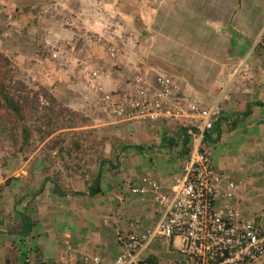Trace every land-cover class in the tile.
Here are the masks:
<instances>
[{
	"label": "crops",
	"instance_id": "crops-1",
	"mask_svg": "<svg viewBox=\"0 0 264 264\" xmlns=\"http://www.w3.org/2000/svg\"><path fill=\"white\" fill-rule=\"evenodd\" d=\"M202 1H162L170 10V37L147 29L163 12L142 15L147 22L137 29L150 32L146 50L158 53L157 62L147 55L152 72L170 77L187 104L222 109L206 137L213 165L223 186L234 182L239 187L235 205L242 216L264 232V0L263 5H256L258 0H206L209 5L201 7ZM180 127L176 122L119 125L116 131L123 138L117 161L108 156L101 192L94 196L91 187L80 183L72 190L68 184L67 190L56 189L53 178L37 172L13 180L0 193V264H65L71 250L78 261L98 255L104 264H113L123 251L118 230L138 223L144 231L159 218L143 179L149 176L164 192L170 189L181 172ZM168 136L179 145L169 148ZM149 259L152 264L182 260L175 243L171 248L159 241ZM255 264H264V257Z\"/></svg>",
	"mask_w": 264,
	"mask_h": 264
},
{
	"label": "rangeland",
	"instance_id": "rangeland-1",
	"mask_svg": "<svg viewBox=\"0 0 264 264\" xmlns=\"http://www.w3.org/2000/svg\"><path fill=\"white\" fill-rule=\"evenodd\" d=\"M162 1L0 0V53L15 66L17 79L39 97L37 101L30 91L26 94L36 101L34 116L23 117L27 121L16 115L0 117V193L13 180L34 177L35 172L50 176L61 189L80 183L89 190L102 162L105 171L108 156L117 161L123 137L99 98L125 86L134 74H156L147 55L157 62L158 53L148 52L146 45L148 30L170 37V10ZM200 5L209 4L203 0ZM152 11L163 14L142 33L137 25ZM69 120L76 128L67 129ZM50 122L55 133L41 140L36 129H46ZM25 128L32 131L27 142ZM76 142L83 147L76 148ZM159 161L167 165V160Z\"/></svg>",
	"mask_w": 264,
	"mask_h": 264
},
{
	"label": "built area",
	"instance_id": "built-area-1",
	"mask_svg": "<svg viewBox=\"0 0 264 264\" xmlns=\"http://www.w3.org/2000/svg\"><path fill=\"white\" fill-rule=\"evenodd\" d=\"M260 43L264 46V40ZM124 82L125 86L99 98L98 104L112 125L176 122L185 130L189 143L178 157L181 172L173 178L170 189L164 192L149 177L143 179L159 218L144 231H139L138 223L127 232L118 230L116 239L123 251L113 264H150L149 251L157 241L177 245L182 260L176 264H255L262 259L264 232L236 207L239 187L234 182L223 186V176L213 165L206 143V134L223 116L222 109L187 104L167 75L134 74ZM133 193L140 190L133 189ZM71 251L65 264H104L98 255L78 261ZM28 264L48 263L35 260Z\"/></svg>",
	"mask_w": 264,
	"mask_h": 264
},
{
	"label": "trees",
	"instance_id": "trees-1",
	"mask_svg": "<svg viewBox=\"0 0 264 264\" xmlns=\"http://www.w3.org/2000/svg\"><path fill=\"white\" fill-rule=\"evenodd\" d=\"M28 91L33 93V96L37 101H39L38 93L33 92L29 90V88L20 80L17 79V76L15 74V66L13 63L5 56L4 54L0 53V111L2 112L0 117L8 116V115H16L20 117V120L27 121V118H23L25 115L34 116L36 112H34L36 109V101H30V97L28 94ZM44 97L48 98L50 95L48 93L43 95ZM52 101L56 103V100L52 98ZM4 112L6 114H4ZM249 113L246 112L244 116H247ZM72 125H75L74 122L69 120V124H66L67 129H74L76 127H73ZM62 126V125H61ZM53 124L52 122L45 124V128L39 127L36 130L41 133V140H44L47 136H51L53 133L52 130ZM65 129V128H63ZM58 130V127H57ZM56 131V130H55ZM24 142H27L32 136V131L28 128H25L24 130ZM179 136H181V142H182V150H186L189 140L187 136L185 135V130H183V133H181ZM207 137V134H206ZM76 139V138H75ZM77 141L74 140L73 143ZM86 141V140H85ZM165 142L167 143L169 148L177 147L179 144L174 140V138L170 139V136L166 138ZM72 143V144H73ZM77 148L82 146L80 142H76L74 144ZM83 147V146H82ZM62 151H64V148H61ZM183 154V153H181ZM105 161L102 162L100 165V170L96 174L94 178L93 187L90 188V195L94 196L101 192L100 188V181L102 177V171ZM107 163V162H106ZM56 182V181H55ZM56 189H59V184L56 183ZM47 263V262H46ZM49 264V263H48Z\"/></svg>",
	"mask_w": 264,
	"mask_h": 264
},
{
	"label": "clouds",
	"instance_id": "clouds-1",
	"mask_svg": "<svg viewBox=\"0 0 264 264\" xmlns=\"http://www.w3.org/2000/svg\"><path fill=\"white\" fill-rule=\"evenodd\" d=\"M264 40V39H263ZM156 74H158V73H156ZM165 75V74H164ZM181 94H182V92H181ZM148 187V186H147ZM150 191V190H149ZM133 192V191H132ZM135 194V193H134ZM138 194V193H137ZM153 196V195H152ZM156 212V211H155ZM157 213V212H156ZM155 223H157V222H155ZM155 223H154V225H155ZM153 225V226H154ZM152 226V227H153ZM152 227H150V228H152ZM120 230V229H119ZM122 231H124V230H122ZM128 231V230H127ZM127 231H125V232H127ZM161 243V242H160ZM162 244V243H161ZM163 245H166V246H171V248H173V246H174V243H172V244H169V243H167L166 242V244H163ZM153 246H154V244H153ZM153 246H152V248H153ZM161 246V245H160ZM177 246V245H176ZM162 247V246H161ZM177 250H178V247H177ZM179 253V252H178ZM180 255V254H179ZM181 257V256H180ZM32 261V260H31ZM149 262H150V264H152V261L149 259Z\"/></svg>",
	"mask_w": 264,
	"mask_h": 264
}]
</instances>
